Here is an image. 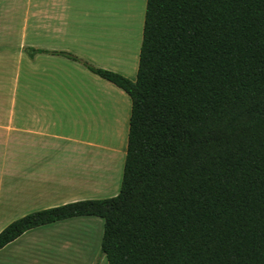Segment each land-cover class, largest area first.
<instances>
[{"label": "trees", "instance_id": "trees-1", "mask_svg": "<svg viewBox=\"0 0 264 264\" xmlns=\"http://www.w3.org/2000/svg\"><path fill=\"white\" fill-rule=\"evenodd\" d=\"M55 54L131 99L120 192L31 212L0 251L98 217L108 264H264V0H147L135 81Z\"/></svg>", "mask_w": 264, "mask_h": 264}, {"label": "crops", "instance_id": "crops-1", "mask_svg": "<svg viewBox=\"0 0 264 264\" xmlns=\"http://www.w3.org/2000/svg\"><path fill=\"white\" fill-rule=\"evenodd\" d=\"M123 1L0 0V232L31 212L120 192L131 99L55 53L135 81L147 0H127L134 13L118 11Z\"/></svg>", "mask_w": 264, "mask_h": 264}, {"label": "rangeland", "instance_id": "rangeland-1", "mask_svg": "<svg viewBox=\"0 0 264 264\" xmlns=\"http://www.w3.org/2000/svg\"><path fill=\"white\" fill-rule=\"evenodd\" d=\"M123 2L118 11L126 13L129 8L135 12L132 1ZM74 220L28 233L0 252V263L108 264L105 255L101 254L104 221L98 217H77ZM7 223L0 222V227Z\"/></svg>", "mask_w": 264, "mask_h": 264}]
</instances>
